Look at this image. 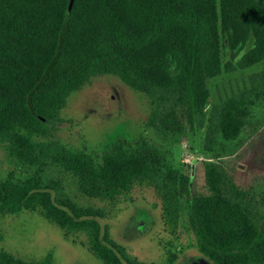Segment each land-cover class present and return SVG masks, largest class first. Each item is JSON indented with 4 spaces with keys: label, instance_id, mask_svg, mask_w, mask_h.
I'll return each instance as SVG.
<instances>
[{
    "label": "trees",
    "instance_id": "trees-1",
    "mask_svg": "<svg viewBox=\"0 0 264 264\" xmlns=\"http://www.w3.org/2000/svg\"><path fill=\"white\" fill-rule=\"evenodd\" d=\"M70 1L0 0V143L9 159L36 167L24 181L12 172L0 180V221L35 211L67 238L85 233L106 264H147L111 237L100 222L104 210L58 198L55 188L43 186L44 168L58 166L77 179L82 195L112 205L138 185L153 186L163 196L166 226L167 216H180V186L204 258L264 264V212L212 164L205 168L207 191L197 194L144 138L118 139L96 156L60 145L53 135L69 95L108 73L149 97L148 128L197 136L211 97L209 80L264 61V0H74L68 13ZM252 108L249 97L229 98L221 135L236 139ZM3 239L0 229V244ZM176 259L170 253L167 264ZM0 264L53 259L26 261L0 246Z\"/></svg>",
    "mask_w": 264,
    "mask_h": 264
},
{
    "label": "rangeland",
    "instance_id": "rangeland-1",
    "mask_svg": "<svg viewBox=\"0 0 264 264\" xmlns=\"http://www.w3.org/2000/svg\"><path fill=\"white\" fill-rule=\"evenodd\" d=\"M208 87L211 97L198 135L189 131L164 134L147 127L152 104L145 93L131 88L116 75L100 73L67 98L53 132L55 142L98 156L118 139L144 138L162 153L171 165L168 168L189 178L192 192L207 191L205 168L212 164L223 179L244 190L247 202L263 213L264 61L249 68L224 71L209 80ZM239 96L253 100V108L240 135L227 140L219 129L222 107L229 98ZM35 171V166L21 167L9 159L0 143V180L12 172L17 180L24 181ZM42 184L55 188L58 198L67 196L80 206L104 210L107 216L100 219L101 224L109 226L111 237L141 262L167 264L169 254L175 253L173 264H215L198 250L197 238L189 227L187 195L181 194L180 186L175 190L180 216H167L171 221L166 226L163 196L153 186L138 185L112 205L82 195L77 179L58 166L44 168ZM0 229L4 236L1 248L26 261L41 262L52 255L53 264H106L91 250L85 233L67 238L61 228L35 211L2 218Z\"/></svg>",
    "mask_w": 264,
    "mask_h": 264
},
{
    "label": "water",
    "instance_id": "water-1",
    "mask_svg": "<svg viewBox=\"0 0 264 264\" xmlns=\"http://www.w3.org/2000/svg\"><path fill=\"white\" fill-rule=\"evenodd\" d=\"M73 2H74V0H71V1H70V5H69V8H68V13H70V11H71V8H72V5H73Z\"/></svg>",
    "mask_w": 264,
    "mask_h": 264
}]
</instances>
